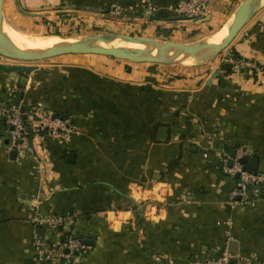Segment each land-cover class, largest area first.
Segmentation results:
<instances>
[{
  "label": "crops",
  "instance_id": "obj_1",
  "mask_svg": "<svg viewBox=\"0 0 264 264\" xmlns=\"http://www.w3.org/2000/svg\"><path fill=\"white\" fill-rule=\"evenodd\" d=\"M183 1L151 0L157 12L146 18L143 0H5L3 15L26 33L115 32L185 44L223 29L246 0H212L198 19L175 11ZM228 53L263 71L223 68ZM19 95L20 108L69 118L77 131L66 144L32 136L14 155L0 118V264H203L226 250L239 258L232 264H264V199L235 204L220 161L227 146H244L245 166L253 170L258 158L256 173H264V8L203 64L0 54V102L16 104ZM36 211L74 216L67 230L93 243L77 259L42 260ZM40 233L46 244L61 241L50 228Z\"/></svg>",
  "mask_w": 264,
  "mask_h": 264
},
{
  "label": "built area",
  "instance_id": "obj_2",
  "mask_svg": "<svg viewBox=\"0 0 264 264\" xmlns=\"http://www.w3.org/2000/svg\"><path fill=\"white\" fill-rule=\"evenodd\" d=\"M211 2L212 0H184L175 11L185 19H198L209 13ZM111 12L120 16L124 14V9L114 6ZM141 12L144 17L151 18L157 12V8L151 0H143ZM223 61L233 64L237 70L263 71L257 62L235 57L231 53L224 55ZM24 114L27 115L26 118ZM0 118L4 122L5 135L10 139L12 149L18 153H23L30 148L32 136L45 134L52 140L66 144L77 131V126L72 123L71 119L56 115L51 111L48 112L39 106H34L24 113L14 102H0ZM247 155L248 151L244 146L236 149L235 157L231 155V152L223 151L220 154L221 168L223 173L234 182L231 192L233 202L237 205L255 207L264 199V173H254L248 170L242 161ZM162 190L167 192L163 194V197H169L170 191L167 186H162ZM31 220L34 225V246L39 258L51 263H63L82 255L85 248L83 240L67 230V226L75 221L74 216L45 215L36 211ZM45 227L61 237L59 244H46L40 233V230ZM238 259L236 255L226 250L221 256L207 259L203 264H232Z\"/></svg>",
  "mask_w": 264,
  "mask_h": 264
},
{
  "label": "water",
  "instance_id": "obj_3",
  "mask_svg": "<svg viewBox=\"0 0 264 264\" xmlns=\"http://www.w3.org/2000/svg\"><path fill=\"white\" fill-rule=\"evenodd\" d=\"M4 1L0 0V54L3 56L23 61V62H38L45 59H51L63 55H101L112 58L126 59L131 61L143 62V61H156L162 63L172 62H185L192 64H203L216 58L222 51L227 49L240 31L249 22V20L260 10L264 8V0H253L251 3L242 4L240 8L242 10L238 13L233 23L229 26L228 31L220 42H209L201 45L198 44H184L172 42L169 40H161L157 38L147 37H135L124 35L127 43L140 44L143 47L137 50H132L122 46H109L100 47L89 43V40L93 38H101L105 35H92L86 37L83 41L77 44L62 45L51 48L46 51H29L25 50L16 44L11 38H9L3 29V7ZM236 13V14H237ZM89 39V40H87ZM6 46L10 52H5L2 47ZM223 68L231 69L233 64L227 63ZM23 70H30V67H22ZM22 99V95H19L16 100V105L19 106ZM22 112L25 113L26 106H21ZM27 115L24 114V118ZM10 141V140H9ZM17 151L14 150L13 154L17 155ZM231 155L235 157L236 149L232 150ZM255 163L252 166L254 173L258 170V158L252 159ZM243 163L246 164V158ZM85 244L93 243L90 240H83Z\"/></svg>",
  "mask_w": 264,
  "mask_h": 264
},
{
  "label": "bare ground",
  "instance_id": "obj_4",
  "mask_svg": "<svg viewBox=\"0 0 264 264\" xmlns=\"http://www.w3.org/2000/svg\"><path fill=\"white\" fill-rule=\"evenodd\" d=\"M252 1L253 0H246V3H251ZM241 10L242 8H240L238 13ZM238 13L232 19L230 18L231 19L230 21L228 20L229 22L226 23V26L223 29H220L218 32H216V34L214 33L215 35L213 36H210L206 39L202 38L204 40L198 43V45L209 43V42H220L222 38L225 36L226 32L228 31L229 26L233 23V21L237 17ZM5 20L3 19V22H2L4 33L9 38H11L16 44H18L20 47H22L25 50L35 51V52L46 51L51 48L62 46V45L77 44L84 40V39H81L80 37H74V36L67 37V36H61L57 34H47V35H42L43 33L42 34H35V33L29 34V33H26L24 31L17 29L18 27L16 28L15 26L11 24V22L9 23ZM125 40L126 38L124 35L108 34L101 38H93L89 40V43L96 45V46H100V47L122 46V47L130 48L132 50H137L143 47L140 44L127 43L125 42ZM2 49L5 52H10V50L6 46H3Z\"/></svg>",
  "mask_w": 264,
  "mask_h": 264
},
{
  "label": "rangeland",
  "instance_id": "obj_5",
  "mask_svg": "<svg viewBox=\"0 0 264 264\" xmlns=\"http://www.w3.org/2000/svg\"><path fill=\"white\" fill-rule=\"evenodd\" d=\"M236 15V14H235ZM4 20H5V18H4ZM5 21H7V22H9L10 23V21L9 20H5ZM12 24V23H11ZM13 25V24H12ZM14 26V25H13ZM218 32V31H217ZM112 33H115V32H97V33H95V34H92V35H108V34H110V35H122V34H112ZM216 34V32H211V33H209L208 35H206L205 37L203 36V37H198L197 39H195V40H193L191 43H186V44H198V43H200L202 40H204V39H202V38H208V37H210V36H213V35H215ZM30 34V33H29ZM35 34H42V33H35ZM47 34H57V33H51V32H47V33H43L42 35H47ZM58 35V34H57ZM92 35H81V36H79L81 39H85L86 37H88V36H92ZM62 36V35H61ZM66 36H69V35H66ZM132 36H135V37H143V36H139V35H132ZM82 37H84V38H82ZM200 41H199V40ZM197 41V42H196ZM195 42V43H194ZM66 56H73V55H63V56H59V57H55V58H51V59H45V60H41V61H38V62H43V61H51V60H60V59H62V58H65Z\"/></svg>",
  "mask_w": 264,
  "mask_h": 264
},
{
  "label": "trees",
  "instance_id": "obj_6",
  "mask_svg": "<svg viewBox=\"0 0 264 264\" xmlns=\"http://www.w3.org/2000/svg\"><path fill=\"white\" fill-rule=\"evenodd\" d=\"M58 35H60L59 33H57ZM235 57H238V56H236V55H234ZM232 150H233V148H231L230 146H227L226 147V151L227 152H232ZM80 239H82V238H80ZM83 240V239H82Z\"/></svg>",
  "mask_w": 264,
  "mask_h": 264
}]
</instances>
